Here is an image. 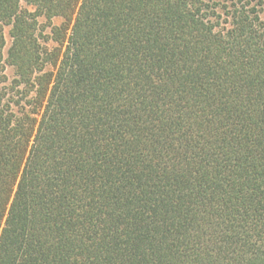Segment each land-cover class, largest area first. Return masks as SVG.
I'll return each instance as SVG.
<instances>
[{
  "label": "trees",
  "instance_id": "1",
  "mask_svg": "<svg viewBox=\"0 0 264 264\" xmlns=\"http://www.w3.org/2000/svg\"><path fill=\"white\" fill-rule=\"evenodd\" d=\"M262 3L0 0V264H264Z\"/></svg>",
  "mask_w": 264,
  "mask_h": 264
},
{
  "label": "rangeland",
  "instance_id": "2",
  "mask_svg": "<svg viewBox=\"0 0 264 264\" xmlns=\"http://www.w3.org/2000/svg\"><path fill=\"white\" fill-rule=\"evenodd\" d=\"M259 1L263 2L261 5V12H262L261 15H262V18L264 19V0H244V3L249 2L251 4V7H253V6L257 5L259 3ZM41 24L45 25L46 21L41 19ZM61 24H62V20H60V19H56L53 23V25H55V26H59ZM9 31H10V29H6V31H5L6 40H7V50L11 45V39L9 37ZM46 33L49 34V30H47ZM51 46L54 47V45H52V44H51ZM6 74H7L10 81H12L14 79V71L11 68L7 67Z\"/></svg>",
  "mask_w": 264,
  "mask_h": 264
}]
</instances>
